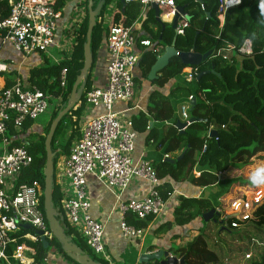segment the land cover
Segmentation results:
<instances>
[{
	"label": "trees",
	"instance_id": "16d2710c",
	"mask_svg": "<svg viewBox=\"0 0 264 264\" xmlns=\"http://www.w3.org/2000/svg\"><path fill=\"white\" fill-rule=\"evenodd\" d=\"M101 1L93 0L94 9ZM104 1L100 16L115 0ZM176 2L178 6L185 8V13L190 21L189 28L177 36L176 50L181 53L194 51L201 55L212 52V56L197 67H187L179 58H173L169 66L161 72L158 80L149 81L152 86L158 87V90L153 91L149 96L147 113L141 112L139 116H133V121L138 133L146 135L147 145L163 149V160L154 166L158 178L164 182L161 187V195L164 199H167L172 192L170 180L175 183H189L198 188H209L219 183L224 188L223 194H228L229 191L225 189V184L219 182L218 175L227 172L233 163L249 166L253 159H258L264 154V9L261 7L264 0H243L241 6L228 11L223 27H220L217 15L218 0H202L203 10L201 4L196 0L190 2L176 0ZM88 3L89 0L86 5L87 17L78 31L77 45L74 47L71 60L63 61L59 65L46 61L43 67L30 70L29 84L52 97L49 106V109L52 107V115L46 126L45 135L35 133L40 130L35 128L34 122H27L24 126L25 147L33 157V164L23 172L20 184L30 185L38 181L42 188H45L44 169L47 158L45 141L54 120L67 107L73 87L84 68V44L87 40L89 25ZM65 5V0H60L58 9ZM117 7L118 11L113 14V22L131 26L136 20L143 18V25H147V22L150 21L158 28V32L149 29L152 41L157 44L165 42L169 46L172 45L176 37L175 32L167 26L163 30L156 22L152 10L144 14L142 5L138 2H132L123 9L122 4L118 1ZM8 15L7 0H0V22L4 21ZM247 40L252 42L253 47V54L250 56L239 53V49ZM104 43L107 45V32L97 21L92 34L93 64L86 78V91L93 87V72L97 63V54ZM229 46L234 49L229 50ZM156 61L157 56L150 51L142 55L139 66L144 78L148 79ZM64 68L68 70L69 80L66 91H63L59 84V77ZM187 68H192L197 74L191 83H187L181 77ZM202 73H206V75L198 80L197 76ZM173 80L175 83L172 84L169 93H163L161 90ZM11 86L9 84L7 88ZM190 96L194 97L195 103L193 107H190L189 116L201 121L190 125L184 132H180L176 127L179 121L177 110L180 105L187 102ZM59 97H63L62 106L55 105L53 107L51 103ZM191 102H189L190 105ZM82 110L83 106L77 111L71 110L57 128L52 141V150L56 153L55 166L60 158L69 156L72 142L78 134L80 136L79 119ZM74 116L78 118L76 122L73 121ZM71 125L75 126L74 132L66 144L61 145L62 151H58L55 145L61 130L64 126L70 127ZM164 126L168 127L166 133L162 131ZM147 128H149V132ZM211 130L217 132L216 138L210 137ZM16 145L21 146L22 144L17 142ZM182 153H184L183 159L176 164H171L168 162L169 159H165L166 155L173 154L176 159ZM195 171H199L200 175L196 176ZM263 174L264 171L260 168L253 169L252 176L258 177ZM245 184L248 183H242V185ZM249 184L257 185V183L251 182ZM61 201L62 194L59 188L54 185V210L65 236L72 238L74 244L92 260L99 264H106L91 253L84 239L67 224L62 215ZM218 207L220 204L214 205L209 199L180 197V205L174 211V224L171 222L162 224L156 230V234L169 233L173 225L187 226L196 219H202L205 214ZM41 210L49 229L44 211V196L41 200ZM253 215L254 218L248 222H240L231 218L223 224L217 217L216 224L221 228L218 235L228 233L232 240L243 244L246 234L253 235V231L246 229L251 226L260 233L254 237L264 239V199L256 207ZM151 222V218L148 221L128 219V223L136 228H148ZM234 222L238 223L240 228H232L231 224ZM224 227L227 230H223ZM241 229H244L243 233L239 232ZM208 233L210 232H204L187 246H172L168 252L180 260L184 259L181 264H218L220 258L208 243ZM48 242L50 248L54 246L69 261L76 264L68 258L59 241L53 238ZM32 246L36 249L37 261H42L48 256L49 250H46L41 242L32 244ZM154 249L152 247L149 251ZM235 251L237 250H233L231 255ZM238 251L239 255L246 253L241 248ZM249 262V264H264V254L260 255L258 259L249 260ZM153 264L160 263L154 261Z\"/></svg>",
	"mask_w": 264,
	"mask_h": 264
},
{
	"label": "built area",
	"instance_id": "2783aa9c",
	"mask_svg": "<svg viewBox=\"0 0 264 264\" xmlns=\"http://www.w3.org/2000/svg\"><path fill=\"white\" fill-rule=\"evenodd\" d=\"M59 1L7 0L9 15L0 22L3 43L11 45L24 56L52 52L59 54L61 50L67 53L66 57L54 58L55 65L71 60L73 48L77 45V32L82 23L80 19L72 20V16L68 17V0H65L66 5L61 9H58ZM132 2L140 3L144 11L153 5L157 6L163 24L172 25L178 14L176 0L126 1L127 5ZM242 2L243 0H218L220 27L224 26L228 11L241 6ZM111 5L97 18L102 29L107 32L109 62L106 67V84L104 87L85 90L84 102L75 106V111L83 106L79 119L80 136L76 138L69 156L58 160L59 173L55 166L54 185L62 194L61 211L67 224L84 239L93 253L108 264H115L106 249V225L91 214L93 202L88 176L93 175L115 196V211L120 219L121 233L125 239L133 242L144 237L147 228L130 225L129 218L137 221H148L150 218L154 222L161 220L167 215L169 206L173 205L176 209L180 205V197L183 196L180 195L179 201L174 200L176 192L172 189L168 198L164 199L161 195L164 182L158 178L154 164L144 159L135 160L139 133L132 114L129 113L137 107L122 112L114 111L117 103L132 102L136 86L135 72L144 52L150 51L158 57L166 47L156 45L150 39L138 40L133 26L113 22ZM201 7L203 10V5ZM189 26V17H182L178 23V31H184ZM64 38H71V51L59 44L60 39ZM138 46L144 52H139ZM228 49L233 50L234 47L229 46ZM239 53L244 56L252 55V42L247 40ZM7 69L6 66H0V74ZM196 75L192 68H187L182 73L187 83H191ZM59 84L63 91L67 90L69 80L66 68L61 71ZM51 98L38 88L22 82L0 88V264H50L48 256L37 261V252L32 246L41 242L42 236L47 241L53 239L41 210L44 189L38 181L30 185L20 184L19 181L23 172L33 164V157L25 147L24 126L27 122H35L48 111ZM58 100L62 103L63 97ZM193 100L194 97L190 96L179 108L184 119L181 122L188 127V111L191 107L189 102ZM77 120L74 116L73 121ZM147 131L149 132V128ZM17 142L22 145H16ZM165 159H170V156L166 155ZM195 175L199 176V171H195ZM136 181L147 182L151 187L150 191L145 197L124 199L125 192ZM238 196L239 193L236 192L231 200L223 202L216 209L220 223L231 218L240 222L252 220L256 206L264 199L260 192L250 190L248 197ZM24 225L31 226V230L22 229ZM231 227L240 228L236 222ZM38 232L42 235L38 236ZM257 247L264 249V239L253 237L250 240V252L245 254L246 260L252 259L251 251Z\"/></svg>",
	"mask_w": 264,
	"mask_h": 264
},
{
	"label": "crops",
	"instance_id": "0c3cea01",
	"mask_svg": "<svg viewBox=\"0 0 264 264\" xmlns=\"http://www.w3.org/2000/svg\"><path fill=\"white\" fill-rule=\"evenodd\" d=\"M67 6L68 8L66 9V12L69 13L70 12L69 4ZM150 10H152V12L154 13V18L156 20L155 12L152 9V7L147 8L145 11L143 10V13L147 14ZM117 11H118V8L116 12ZM75 19L78 20L79 18H75ZM142 19L143 18H141L140 20L139 19L136 20L131 25L133 26L134 35L136 36L138 40L150 39L151 33L149 29L153 30L154 32H158V28L157 26L154 25V23L150 21L147 22V25H143ZM112 20H113V17H112ZM166 20H170V19L166 18ZM164 25L167 26L168 24H164ZM160 27L162 26L160 25ZM60 36L61 35H59V38ZM71 41H72L71 38H68V40L64 38V39H60L59 44L61 45V43L63 42L64 43L63 48L68 51H71L72 49ZM152 42L157 45V43H155L154 41ZM5 45L7 44L3 43V40L0 35V55H1L2 48ZM160 45L165 46V47L169 46L165 42H161ZM138 50L141 53L144 52V50L140 46H138ZM73 51H74V48H73ZM146 52L147 51H145L144 53ZM56 54L58 55L56 58H62V57L67 56V53H64L62 50L60 51L59 54L58 53ZM108 62H109V54L107 50V45L106 43H104V45H102V47L100 48L97 54V63H96L95 70L93 72L94 74L93 87H104L105 86L106 77H107L106 67H107ZM2 65L6 66L8 69L5 73H2L5 75L0 78V88L7 87L9 84L13 86L17 82H22L25 85H30L29 84L30 72L22 73L21 71H19L20 67L19 68L16 67L12 59H10L9 57L7 59L6 58L0 59V66ZM137 70L138 68L136 69V71ZM141 74H142V70H141ZM181 77L183 78L182 75ZM171 82L165 87V88L169 87L167 88L166 91H164L165 88L161 90L163 93L165 94L169 93L171 86H172ZM152 88L158 89V87L156 86H152L151 89ZM133 103H135V101H133L131 104ZM137 106H140V104L136 102L135 106L127 107L126 105L124 109H122L121 111H116V112H122L128 108H134ZM116 107L117 106H115V108ZM179 108L180 107H178V111H179ZM142 109H143L142 112L147 113V110H145L143 107ZM132 113L133 111L129 114H132ZM133 114L135 115V113ZM133 114H132V117H133ZM177 114L179 115L178 112ZM35 128L40 131L43 129L37 126H35ZM167 130H168V127L164 126L162 128V131H164L165 133L167 132ZM145 137L146 135H142L139 133V136L137 139V145H136L137 154H134V158L136 161H138L139 159H144L149 162H152L154 165H157L164 158L163 149L160 147L147 145L145 142L146 141ZM173 155L170 156V159H174ZM258 159L264 160V154H262L260 158ZM254 160H256V158L253 159L252 162ZM262 164L263 163L259 164L258 168L264 171V165ZM250 166H251V163L249 166H243L238 163H233L231 168L227 172H224L218 175L219 182H222L223 184H225L224 187L225 189H228L229 191L228 194H223L224 188L219 183L209 188H205V187L198 188L189 183H183V184L175 183L172 180H170L169 181L170 186L176 192V196L174 197V200L177 199L179 201V197L180 195H182L183 197H186V198L190 197V198H197V199H200V198L209 199L212 201L214 205L220 204L221 206L223 202L227 203L229 200H231V198H233L235 195L233 193H236V192L239 193V196H238L239 198L241 197L246 198L249 190L250 191L256 190L255 188L253 189V187H251V185L248 182L249 179L245 178V175L243 172V170H245L247 167H250ZM243 182H246L248 184L242 185ZM88 186H89V192H90V195L92 197V202H93L91 214L97 221L106 225V232H105L106 249L109 255L111 256L112 261L115 264H140L139 263L140 257L141 255L145 253L151 254V253H155V252L162 251V250L169 251L172 246L184 247L194 242L201 235L202 224L200 223L199 219L192 221L189 225L184 226V227L173 225L172 230L169 233L157 235L156 230L162 224L167 223V222H171L174 224L175 208L173 205H171L168 207L167 215H165L161 220H157L156 222L152 221L149 224L147 228V233L144 237L139 238L138 240L134 242L129 241L125 239L121 233L120 219H119L117 212L115 211V204H116L115 196L109 190H107V188L103 184H101L93 175L88 176ZM150 188L151 187L147 182L136 181L129 188V190L125 192L124 199L131 200V199L145 197L150 191ZM107 193L110 195H108ZM243 230L244 229H242V231ZM73 244H74V241H73ZM152 247H154L155 249L153 251H149L150 248ZM48 250L49 251L51 250L50 246ZM91 253L97 256L99 259L103 260L106 264H108L100 256L96 255L92 251ZM48 257L50 260V264H74L71 261H69L62 253H60L59 251L57 252L54 249H52V251L48 253ZM151 264H153V262Z\"/></svg>",
	"mask_w": 264,
	"mask_h": 264
},
{
	"label": "water",
	"instance_id": "95a60500",
	"mask_svg": "<svg viewBox=\"0 0 264 264\" xmlns=\"http://www.w3.org/2000/svg\"><path fill=\"white\" fill-rule=\"evenodd\" d=\"M126 1L127 0H119V2L123 6V9L127 6ZM196 2L202 5V0H196ZM104 4H105V1L102 0L100 4L97 6V8L94 9L93 0H89V3H88L89 25H88V31H87V40H86V43L84 44L85 61H84L83 72L81 76H79V78L77 79L73 87L67 107L63 111H61L59 115L57 116V118L54 120L51 126V129H50V132L45 141L47 158H46V166L44 169V176H45L44 211H45L46 220L49 224V230L52 233L53 238L62 244L63 250L65 253H67L68 258L71 259L76 264H99V263L92 260L87 254L84 253L82 249L74 245L72 238H67L65 236L63 227L60 225L59 221L57 220L56 213L54 210V205H53L54 170H55L54 159L56 157V153L53 152L52 150V141H53L57 128L60 122L62 121V119L66 115H68L78 103L82 101V98L84 96V93L86 90V78L93 64V55H92V50H91L92 34H93L95 26L97 25V18L99 17ZM152 9L155 12L156 21L162 26V29L165 30L166 26L162 23L159 17L160 10L155 5L152 6ZM177 12L178 14L175 17L171 25V28L176 34V37L174 38L172 45L166 46L164 52L160 56L157 57V61L152 67L150 74L148 75V80L150 82H154L159 79V75L169 66L170 61L173 58H179L183 62V64H185L187 67H197L203 64L204 62H206L212 56V52H209L205 55H201V54L195 53L194 51L189 52V53H181L176 50L177 36L178 34H183L184 32V31H178V23L182 19V17L188 16L185 13L184 7L178 6ZM205 75L206 73L199 74L197 76V79L200 80ZM194 103H195V99L191 102L192 107ZM200 121L201 120L197 118H190L189 123L190 125H192ZM176 127L180 132H184L188 128V125L179 120L176 124ZM210 137L216 138L217 132L211 131ZM183 157H184V153H182L176 159H169L168 162L171 164H176L177 162L181 161ZM217 217H218V214L216 213V210H211L210 212L205 214L202 217V219L206 223L210 221H213L216 223ZM22 229L29 231L31 230V226L24 225ZM223 230H227V228L224 227ZM37 235L41 236L42 233L38 232ZM40 241L42 245L44 246V248L48 250L50 245H49V242L46 240V238L42 236ZM154 261H158L160 264H181L183 263L184 259L180 260L176 256H172L168 251L162 250V251H158V252L151 253V254L145 253L141 255L139 263L140 264H151Z\"/></svg>",
	"mask_w": 264,
	"mask_h": 264
},
{
	"label": "rangeland",
	"instance_id": "374dc122",
	"mask_svg": "<svg viewBox=\"0 0 264 264\" xmlns=\"http://www.w3.org/2000/svg\"><path fill=\"white\" fill-rule=\"evenodd\" d=\"M182 1L190 2L191 0H182ZM68 2L70 3L69 4L70 12L68 13V17L72 16V20H75V18H79L81 20L80 23L83 24V22L86 20V17H87L86 5H87L88 0H68ZM117 3H118V1L116 0L111 5V9L113 10V12H116V10L118 8ZM109 14L111 15V12ZM167 28H171V25L168 24ZM63 44L64 43L62 42L61 47H63ZM57 56L58 55L55 52L47 53L44 55L35 54L32 56H24V55L16 52L15 49L11 45L7 44L2 48L0 59H3V58L7 59L9 57L10 59L13 60L14 65L16 67H18V68L20 67L19 71H21L22 73L23 72L29 73L30 70L33 68L43 67L45 65L46 61L53 63L54 58H56ZM4 75L5 74H0V78L3 77ZM135 76H136V80H135L136 86H135V91H134L135 97L133 99V101H135V103L131 104L133 101L129 104L125 103V102H119L116 105L117 107L116 108L114 107L115 112L121 111L122 109L125 108L126 105H127V107H133L136 105V102L139 103L140 106H137V109L133 111V113H135V115L132 113L133 116H139L141 111L143 110L142 107L145 110L148 109L149 96L153 91H156L158 89L157 88L151 89L152 85L150 84V82L148 80H146V78L142 77L140 67H138V70L135 72ZM171 83L174 84L175 80ZM167 88H169V87H167ZM167 88H165L164 91H166ZM51 105L53 107L55 105H58L60 107V106H62V103H61V101H59L57 99V100H53ZM51 110H52V107L44 115H41L34 122V126L43 128L41 131H37L35 133L45 135L46 128H47L46 126L51 120V115H52ZM177 112L179 113V115H178L179 120L180 121L184 120L182 115L180 114V112L178 110H177ZM188 113H189V111H188ZM74 127H75L74 125H71L70 127L64 126L62 128L60 136L58 137L57 143L55 145V147L57 148L58 151H62V146L65 145L66 142L68 141L69 137H71V134L74 132ZM77 138H79V134L77 135ZM75 140H76V138H75ZM75 140L72 142V146H73ZM135 154H137V151L135 152ZM63 157H65V156H63ZM262 161H264V160L256 158V160H254L253 162L251 161V166L247 167L245 170H243V172H244L245 178L249 179L248 182L254 183V181H256V180L258 181L257 185L256 184L251 185V187H253V189L255 188L258 192H260V194L262 195L261 197L263 198L264 197V185H263L264 174L262 176H258V177L252 176L253 175V169L258 168V165L261 163H263L262 165H264V162H262ZM58 168H59V164L58 165L56 164V172L57 173H59ZM244 181H246V180H244ZM233 194H235V193H233ZM108 195H110V194H108ZM247 197H248V195H247ZM202 220L203 219H199L200 223L202 224L201 234H204V232H207V231L210 232V233H208L207 239H208L209 245L213 248V250L216 251V253L218 254V256L220 258V261L218 262V264H249L250 263L248 260L245 259V254L247 252H250V249H249L250 240L254 237V235L260 234L254 227H251V226L246 227L247 230L253 231V235L251 236V235L246 234L245 235L246 236L245 241L243 242V244H241L238 241L232 240L231 237L228 235V233H223L221 235H218V233L220 232L219 230H221V228L215 222L210 221V222L206 223ZM239 232L243 233L244 230L242 231V229H241V230H239ZM239 248L244 249L246 251V253L243 255H239V251H238ZM52 249H54L55 251L58 252V249H56L54 246L51 247V250L49 252H51ZM233 250H237V251H235L231 255V252ZM251 252H252V256H253L252 260L258 259L260 255L264 254V249L257 247L256 249H254Z\"/></svg>",
	"mask_w": 264,
	"mask_h": 264
},
{
	"label": "clouds",
	"instance_id": "9594fccd",
	"mask_svg": "<svg viewBox=\"0 0 264 264\" xmlns=\"http://www.w3.org/2000/svg\"><path fill=\"white\" fill-rule=\"evenodd\" d=\"M261 7H262V9H264V3H262ZM255 183H258V181H257V180L254 181V184H255Z\"/></svg>",
	"mask_w": 264,
	"mask_h": 264
}]
</instances>
